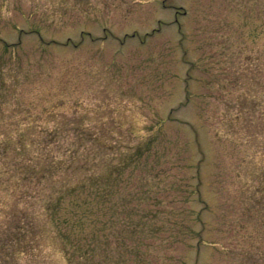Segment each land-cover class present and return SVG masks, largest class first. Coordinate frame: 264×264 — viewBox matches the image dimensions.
Wrapping results in <instances>:
<instances>
[{
	"label": "rangeland",
	"instance_id": "1",
	"mask_svg": "<svg viewBox=\"0 0 264 264\" xmlns=\"http://www.w3.org/2000/svg\"><path fill=\"white\" fill-rule=\"evenodd\" d=\"M0 264H264V0H0Z\"/></svg>",
	"mask_w": 264,
	"mask_h": 264
},
{
	"label": "trees",
	"instance_id": "2",
	"mask_svg": "<svg viewBox=\"0 0 264 264\" xmlns=\"http://www.w3.org/2000/svg\"><path fill=\"white\" fill-rule=\"evenodd\" d=\"M53 137L56 138V135H54ZM67 183H68V181H67V182L65 181L64 184H63L62 186L67 185Z\"/></svg>",
	"mask_w": 264,
	"mask_h": 264
}]
</instances>
